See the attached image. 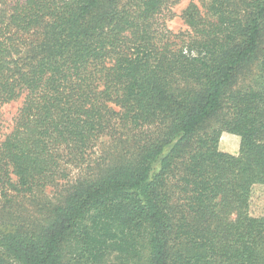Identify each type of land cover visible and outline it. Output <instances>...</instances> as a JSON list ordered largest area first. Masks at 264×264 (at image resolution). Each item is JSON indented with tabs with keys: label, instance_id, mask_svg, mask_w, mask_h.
<instances>
[{
	"label": "trees",
	"instance_id": "1",
	"mask_svg": "<svg viewBox=\"0 0 264 264\" xmlns=\"http://www.w3.org/2000/svg\"><path fill=\"white\" fill-rule=\"evenodd\" d=\"M179 1L0 0V205L81 172L0 264H264V0Z\"/></svg>",
	"mask_w": 264,
	"mask_h": 264
},
{
	"label": "rangeland",
	"instance_id": "2",
	"mask_svg": "<svg viewBox=\"0 0 264 264\" xmlns=\"http://www.w3.org/2000/svg\"><path fill=\"white\" fill-rule=\"evenodd\" d=\"M189 1L190 0H180L170 9L169 12L164 14L162 21H164L168 29L172 32H184L185 27L183 26L179 15ZM19 105V100L9 104L0 105V139L10 131L11 124ZM113 146L114 142L109 138H102L101 141L97 142L89 160V164L92 168H95L94 163L97 159L105 152L110 151ZM238 148L239 140L237 137L229 134L221 135L219 149L222 152L235 155ZM80 173L81 172L78 168L72 166L70 168L68 179L61 180L54 186L48 187L33 196L8 193L7 199H3L0 205V220L5 218L27 226H39L44 224L48 219L52 208L63 203L70 185ZM257 211L264 215V194L260 209Z\"/></svg>",
	"mask_w": 264,
	"mask_h": 264
},
{
	"label": "crops",
	"instance_id": "3",
	"mask_svg": "<svg viewBox=\"0 0 264 264\" xmlns=\"http://www.w3.org/2000/svg\"><path fill=\"white\" fill-rule=\"evenodd\" d=\"M224 134H226V133H224ZM222 135H223V134H222ZM227 135H228V134H227ZM235 137H236V136H235ZM237 138H238V137H237ZM238 140H239V138H238ZM238 149H239V148H238ZM237 152H238V150H237ZM236 154H237V153H236ZM236 154H235V155H236Z\"/></svg>",
	"mask_w": 264,
	"mask_h": 264
}]
</instances>
